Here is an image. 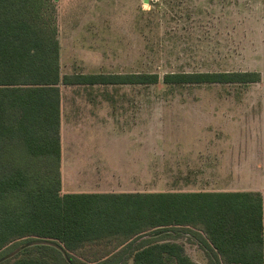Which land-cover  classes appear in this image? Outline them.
<instances>
[{
  "label": "rangeland",
  "instance_id": "obj_1",
  "mask_svg": "<svg viewBox=\"0 0 264 264\" xmlns=\"http://www.w3.org/2000/svg\"><path fill=\"white\" fill-rule=\"evenodd\" d=\"M57 16L62 75L160 76L151 85L92 88L61 83L65 146L84 124L72 119L92 114L90 106L108 111L109 137L140 140L141 169L138 177H131L134 183L123 184L114 176L94 188L260 190L264 196V0H58ZM181 71H256L261 79L248 84L163 83L166 73ZM178 241L195 262L212 264L193 237ZM31 244L12 242L0 251V264H8L4 260L27 246L19 257L66 264L55 250ZM119 248L112 242L95 243L70 255L76 264H98L113 258Z\"/></svg>",
  "mask_w": 264,
  "mask_h": 264
},
{
  "label": "trees",
  "instance_id": "obj_2",
  "mask_svg": "<svg viewBox=\"0 0 264 264\" xmlns=\"http://www.w3.org/2000/svg\"><path fill=\"white\" fill-rule=\"evenodd\" d=\"M56 4L0 0V251L28 240L34 247L55 250L66 264H76L70 252L112 242L119 251L98 264L130 259L133 264H198L178 241L189 235L212 264H264L260 191L62 192L61 83L151 85L160 76H62ZM260 79L256 71H181L166 73L163 83L248 84ZM19 253L4 261L49 264Z\"/></svg>",
  "mask_w": 264,
  "mask_h": 264
},
{
  "label": "crops",
  "instance_id": "obj_3",
  "mask_svg": "<svg viewBox=\"0 0 264 264\" xmlns=\"http://www.w3.org/2000/svg\"><path fill=\"white\" fill-rule=\"evenodd\" d=\"M58 1V0H57ZM57 5V4H56ZM58 20V16H57ZM58 24V21H57ZM59 38V27H58ZM60 43V40H59ZM60 59H61V45H60ZM61 69V64H60ZM80 74L88 73H109V72H73ZM66 73V74H73ZM62 75V73H61ZM65 75V74H64ZM63 76V75H62ZM78 87H109L103 85H66ZM61 88V86H60ZM92 114L89 116L75 117L72 122H81L80 128H75L77 132L73 135L68 146L64 145L61 139L62 157H61V174H62V192L63 193H79V192H135V190L125 189H108L94 188L98 185H107L109 177L117 176L123 184L134 183L131 177H138L140 175V140L135 142L134 137L130 136H113L109 137L108 120L109 114L107 110L100 108L99 110L94 106H90ZM92 123L90 127L87 123ZM103 122L105 128H103ZM64 123H67L62 113V91H61V130ZM74 126V125H72ZM76 127V126H74ZM83 128L81 132L80 129ZM85 130L93 131L86 134ZM83 133V134H82ZM105 134V135H104ZM94 135V136H93ZM136 144V146H135ZM111 145V147H110ZM138 145V146H137ZM117 151L115 154V151ZM115 154V155H114ZM110 155L115 156L113 158ZM117 157L123 158L122 163H117ZM65 176L68 177L67 183ZM71 177V179H70ZM72 180V181H71ZM184 191V190H171ZM195 191V190H191ZM197 191V190H196ZM260 191V190H256ZM263 195V192L260 191ZM264 202V196H263ZM199 264V263H198Z\"/></svg>",
  "mask_w": 264,
  "mask_h": 264
},
{
  "label": "water",
  "instance_id": "obj_4",
  "mask_svg": "<svg viewBox=\"0 0 264 264\" xmlns=\"http://www.w3.org/2000/svg\"><path fill=\"white\" fill-rule=\"evenodd\" d=\"M149 0H144L145 3H147ZM42 243V242H41Z\"/></svg>",
  "mask_w": 264,
  "mask_h": 264
}]
</instances>
